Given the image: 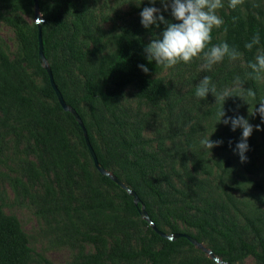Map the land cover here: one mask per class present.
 Segmentation results:
<instances>
[{
  "label": "rangeland",
  "instance_id": "1",
  "mask_svg": "<svg viewBox=\"0 0 264 264\" xmlns=\"http://www.w3.org/2000/svg\"><path fill=\"white\" fill-rule=\"evenodd\" d=\"M74 1L84 12L75 43L85 66L99 55L98 48L101 54L111 51V36L122 29L137 32L148 43L160 37L164 24L147 29L142 26L140 13L145 7L160 8L166 20L177 23L170 8L163 11L161 0L154 4L150 0ZM245 5L264 14V0H244L242 11ZM222 12H226L225 7L217 14L221 17ZM7 15L5 3L0 0V47L8 61L16 62L21 44L3 19ZM64 17L71 30L73 16ZM24 20L35 23L32 17ZM203 63L202 58H194L191 63L156 75L167 89L164 99L147 102L137 98L132 88H125L110 111L102 109L92 114L85 107V120L107 160L110 174L123 173L128 168V173H138L129 162L138 161L139 157L147 173L145 179H150L165 195L162 204L140 182L153 210L163 215L158 218L161 230L171 235L169 224L197 235V228L190 227L181 217L206 220L216 230L233 227L243 240L259 250L258 238L264 242V159L252 168L250 161L241 162L235 151L224 150L220 145L208 151L200 142L209 136L212 141H222L232 130L230 124L218 121L216 114L221 107L226 114L222 119L243 116L253 125L254 133H258L257 125L264 130V122L256 111L264 102V73L250 72L241 58L222 61L211 70L204 69ZM49 64L46 60L48 67ZM21 68L25 74L24 95L30 98L32 109L16 106L0 94V207L18 220L25 233L32 249L29 264H143L116 256L120 250L138 249L144 232L139 223L141 217L130 218L120 211L114 191L97 181V171L69 121L61 112L49 115L53 101L39 93L43 81L35 68L25 63ZM257 76L261 78L256 79ZM205 77L211 78L217 93L225 88L235 89L234 81L239 77L243 89L255 91V100L236 91L222 105L211 91L199 99L195 89ZM81 82L77 64L70 63L69 93L74 97L83 93ZM55 123L62 129L72 154L64 155ZM84 164L90 177L81 170ZM91 186L100 191L102 199H112L117 208H98ZM204 228L201 244L210 250L218 238L210 227ZM187 258L202 259L196 264H221L195 247L182 249L171 261L176 264ZM217 259L222 262L220 257ZM235 264L260 263L247 256Z\"/></svg>",
  "mask_w": 264,
  "mask_h": 264
},
{
  "label": "trees",
  "instance_id": "2",
  "mask_svg": "<svg viewBox=\"0 0 264 264\" xmlns=\"http://www.w3.org/2000/svg\"><path fill=\"white\" fill-rule=\"evenodd\" d=\"M8 15L4 16V21L11 26L21 44V55L16 62H10L0 47V94L5 99L16 106L32 109L31 100L24 95L26 83L23 79L24 69L21 64L30 65L35 68L36 73L41 77L43 84L38 89L39 93L53 101L51 112H61L69 121L74 131L77 133L80 144L84 149L87 158L92 160L84 142L82 131L74 120L73 116L64 112L56 99L55 93L50 85L48 75L38 60V25L43 44V55L45 60L50 61L49 68L53 81L62 95L64 102L72 107L81 118L87 132L89 143L96 155L98 163L107 171V160L100 152L95 139L90 130L89 123L85 120L84 108L88 106L93 114L100 113V110L110 111L111 108L120 99L125 88H132L137 98L147 102H156L167 97V89L161 78L156 77L164 69L161 65H156L155 61L151 63L146 59L145 47L149 44L143 36L131 29H122L120 32L111 36L113 48L107 53L96 56L93 63L85 66L82 59V53L77 48L75 38L78 27L83 23V7H78L74 0H37L38 12L42 22L37 24H28L24 17H34V5L32 0H3ZM229 0H223L226 12H222L221 18L224 25L220 29H213L212 44L227 42L242 53L241 59L250 72L249 63H254L255 57L260 50H264V14L259 10L253 12L245 5L244 11L238 6L235 10L228 7ZM72 15L71 30L65 21V15ZM227 29V31H225ZM260 34V44L253 47L252 50L245 48V44L250 42L253 35ZM211 46V45H210ZM223 61H229L227 57ZM70 63L77 64V69L82 76V95L74 97L69 93V67ZM146 65L149 72L145 74L138 65ZM178 65H185L180 63ZM45 110V107L41 108ZM48 115V113H47ZM49 123H52L49 121ZM54 127L59 131L58 143L65 150L64 155L72 154L68 148L66 137L61 128L55 123ZM242 131L231 130L222 140L220 147L227 151L236 152V144L240 141ZM248 151L245 153L246 159L250 161L249 166L254 168L255 164L264 159V130L260 126L258 133H252L248 138ZM237 153V152H236ZM152 159L153 157L150 156ZM138 161L129 162L138 173H128V168L123 173L112 172L121 182L136 193L144 209L155 225L161 231L159 216L162 214L153 210L152 204L146 199L145 190L140 182L151 190L157 199L163 204L164 194L158 191L150 182L145 179V166L137 156ZM126 160V159H125ZM125 163H128L124 161ZM126 166V165H125ZM94 167V166H93ZM124 165L121 167L123 168ZM144 168V170H143ZM95 169V168H94ZM84 175L89 176L85 164L81 166ZM138 175L141 180L138 181ZM97 181L102 185L113 190L116 199L119 201L120 211L128 217H140L138 209L140 204L135 206L132 198L116 185L107 176H101L97 172ZM91 192L97 200V207L106 206L111 208L115 202L109 198H103V195L95 187L91 186ZM115 208H117L115 206ZM190 227L197 228L198 234L181 231L176 225H169L171 235L187 234L201 243L205 236L204 226L210 227L216 233L218 240L210 245V251L226 264H235L242 261L247 256H252L260 264H264V242L258 238L259 250L256 245L243 240L233 227H225L224 230H216L206 220L189 221L186 217H181ZM144 232L139 237V247L136 250H120L116 253L118 259L141 261L143 264H172V257L178 254L182 249H193V246L184 238L175 240L163 239L155 233L151 227L142 219H139ZM166 233V232H164ZM167 234V233H166ZM32 249L28 245V240L20 227L18 220L11 215L5 214L0 207V264H29ZM202 259L187 258L176 264H196ZM208 264H211L209 261Z\"/></svg>",
  "mask_w": 264,
  "mask_h": 264
},
{
  "label": "clouds",
  "instance_id": "3",
  "mask_svg": "<svg viewBox=\"0 0 264 264\" xmlns=\"http://www.w3.org/2000/svg\"><path fill=\"white\" fill-rule=\"evenodd\" d=\"M156 0H150L155 3ZM244 0H229L228 7L235 10L242 5ZM163 11L171 10V16L177 21L172 23L165 19L162 9L157 7H145L140 13L141 24L144 28L149 26H159L164 24L165 30L160 37L153 38L145 47L144 52L149 63L155 61L156 65H161L166 69L174 68L180 63H191L194 58H202L204 63L202 67L211 70L212 67L222 62L225 57L235 61L241 58L242 53L227 42L212 44L213 29H220L224 25V20L217 14L219 9L224 7L223 0H161ZM227 31V29H225ZM260 44V34L253 35L250 42L245 44V48L252 50L254 46ZM211 45V46H210ZM140 70L147 74L149 69L146 65H138ZM248 67L255 73H264V50H260L256 55L255 63H249ZM257 76L256 79H260ZM237 87L235 89L225 88L217 93L215 85H212L211 78L205 77L195 89V96L204 99L211 91L216 95V100L221 105L225 98L231 96L233 91L254 101L255 91L252 89H243L241 80L237 77L234 81ZM256 111L260 114L264 122V102L259 104ZM219 123L231 126L235 131L242 129L240 141L236 144V152L241 162L246 160L245 153L248 151L247 140L252 135L254 127L248 119L243 116L225 117V111L221 107L217 112ZM259 131V125L255 126ZM203 148L210 151L214 147L222 144V141H212L210 136L201 140Z\"/></svg>",
  "mask_w": 264,
  "mask_h": 264
},
{
  "label": "water",
  "instance_id": "4",
  "mask_svg": "<svg viewBox=\"0 0 264 264\" xmlns=\"http://www.w3.org/2000/svg\"><path fill=\"white\" fill-rule=\"evenodd\" d=\"M33 1V5H34V21L39 24L40 22H42V18L38 12V5H37V0H32ZM37 40H38V60L39 62L44 65V70L46 71L48 78H49V82L50 85L53 89V92L55 93L56 99L58 101V104L60 105L61 109L64 112H68L70 113L74 120L76 121V123L78 124L79 128L82 131V135L84 138V142L85 145L87 147L88 153L90 155V158L92 160L93 166L96 169V171L101 175V176H107L108 178H110L116 185H118L122 190H124L133 200V204L135 206H137L138 204H140V208L138 209V213L141 217L142 220H144L150 227L151 229L157 233V235H159L161 238L163 239H168V240H175L177 238H184L186 239L193 247L201 250L203 253L207 254L210 258V260L214 261V262H218L221 264H226L223 261H218L217 256H215L210 250H208L207 248H205L200 242H197L194 238H192L191 236L187 235V234H173V235H168L164 232L159 231L155 225L152 223V221L149 219L143 204L141 203L140 199L138 198V196L136 195V193L134 191H132L128 186H126L123 182H121L116 176H114L112 173L110 174L108 171H106L97 161L96 155L89 143L88 137H87V132L86 129L83 125V122L81 120V118L78 116V114L76 113V111L70 107L69 105H67L63 98L61 93L59 92V90L57 89V87L54 84L53 81V77L50 71V68L46 65V60L44 58L43 55V44H42V39H41V33H40V29H39V25H38V35H37Z\"/></svg>",
  "mask_w": 264,
  "mask_h": 264
}]
</instances>
